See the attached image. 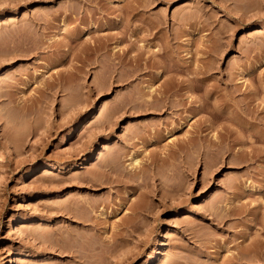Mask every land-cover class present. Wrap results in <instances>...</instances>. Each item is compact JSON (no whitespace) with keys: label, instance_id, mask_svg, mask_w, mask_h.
<instances>
[{"label":"rangeland","instance_id":"374dc122","mask_svg":"<svg viewBox=\"0 0 264 264\" xmlns=\"http://www.w3.org/2000/svg\"><path fill=\"white\" fill-rule=\"evenodd\" d=\"M0 160V264H264V0H0Z\"/></svg>","mask_w":264,"mask_h":264},{"label":"bare ground","instance_id":"6f19581e","mask_svg":"<svg viewBox=\"0 0 264 264\" xmlns=\"http://www.w3.org/2000/svg\"><path fill=\"white\" fill-rule=\"evenodd\" d=\"M74 9H75V8H74ZM74 9H73V10H74ZM73 14H74V13H73ZM73 14H72V15H73ZM69 16H70V14H69ZM69 16H68V14H67V16H63V18L65 17V19H66V17L68 18ZM64 21H65V20H64ZM149 21H150V22H149ZM149 21H148V22H149L150 24H148V28H149L150 30H151V28H153V27H155L156 25H158V24H156V23H151V22H153V21H151V20H149ZM60 22H61V21H60ZM62 22H63V20H62ZM62 22H61V23H62ZM77 24H78V23H77ZM59 25H61V24H59ZM61 27H62V28H61ZM61 27H60V28H61V30H60L61 32H60V33H62V34H64V35H67L68 32H71V30H70V31L67 30L68 28H67L66 26H61ZM65 27H66V28H65ZM156 27H157V26H156ZM156 27H155V28H156ZM155 28H154V29H155ZM121 36H122V35H121ZM154 37H155V36H154ZM105 38H107V37H105ZM73 39H77V38L75 37V38H73ZM103 39H104V38L99 39V40L101 41V40H103ZM122 39H123V38L121 37V40H122ZM78 40H79V38H78ZM78 40H77V41H78ZM167 40H168V38H167ZM72 41H73V40H72ZM97 41H98V40H96V43H97ZM100 41H99V42H100ZM106 41H108V39H107ZM106 41H105V39H104V41H102L104 44H103L102 42H101L102 44L99 43V42H98V43H99V45L101 44V45L103 46V45H106V44H105ZM94 42H95V41H94ZM94 42H92V43L94 44ZM167 42H168V41H167ZM85 43H86V42H84V44H85ZM87 43H89V42H87ZM98 43H97V45H98ZM89 44H91V43H89ZM89 44H87V46H86V44H85V47L82 46V47H83V50H82V47H81V48L79 49V51L82 50V52H83V51H85V50L87 49V50H86V52H87L88 49L90 50L91 48H89V47H90ZM94 45L96 46V44H94ZM99 45H98V46H99ZM101 45H100V46H101ZM98 46H96V47H98ZM91 47H92V46H91ZM84 48H85V50H84ZM92 48H93V47H92ZM99 48H100V47H99ZM91 51H92V49H91ZM156 51H159V50H154L153 53H156ZM86 52H85L84 54H86ZM88 52H89V51H88ZM88 52H87V54H88ZM82 54H83V53H82ZM141 54H143V52H142ZM141 54H140V55H141ZM140 55H139V57H140L139 60H140V59L142 60V56H140ZM152 55H154V54H152ZM152 55H151V58H152V57H155V56H152ZM165 55H166V54H165ZM163 56H164V55H163ZM135 57H136V56H135ZM137 58H138V55H137V57L135 58V60H134V58H133V62L136 63V59H137ZM149 58H150L149 56H148L147 58H146V57L144 58L145 60H146V59H147V60H150L149 62L146 60L149 64H146V63L144 62V63L146 64V67H147V65L149 66V65H152V64H153V66H149V67H154L156 64H157V65L159 64V63H153V62H157L160 58H159L157 61H154V60L149 59ZM153 59H154V58H153ZM137 60H138V59H137ZM139 60H138V61H139ZM141 60H140V61H141ZM152 61H153V62H152ZM161 61H162V58L160 59V62H161ZM151 62H152V64H150ZM158 62H159V61H158ZM157 65H156V66H157ZM149 67H148V68H149ZM144 70H146V69H144ZM164 70H165V68H164ZM168 70H169V69H168ZM162 71H163V70H162ZM161 74H163V73H161ZM158 77H159V72L156 73L155 75H153V78L151 77L150 79H152V80H150V81L157 80ZM173 77H174V76H173ZM159 78H161V75H160ZM170 78H172V77H170ZM174 79H175V78H174ZM174 79H173V80H170V81H168V82H169V83L172 82V81H173V82H176V81H174ZM117 80H118V79H117ZM176 80H177V79H176ZM114 81H115V80H114ZM178 81H179V80H178ZM115 82H117V81H115ZM119 82H120V81H119ZM173 82H172V83H173ZM164 83H166V81H165ZM164 83H162V84H164ZM169 83H168V84H169ZM172 83H170L169 85L171 86ZM179 83H180V82H179ZM173 84H174V83H173ZM181 84H182V83H181ZM160 85H161V84H160ZM175 85H176L177 87H178V86H182V85H180V84L177 85L176 83H175ZM170 86H169V89L171 88L170 90H172L173 88H176V86H175V87H170ZM172 86H173V85H172ZM157 87H158V89L154 88L153 85L149 86V88H148V89H149V93H150V94H153L154 96L159 95L161 98H163L162 101H163V100H168V98H169L170 96L168 97V95L166 94V93H168V92H165L168 88H167V89L163 88V91H161V89H162L161 87H163V86H157ZM188 87H189V89H191V88H190V87H191L190 85H189ZM180 88H181V87H180ZM180 88H179V91H178V92H180ZM176 89H177V88H176ZM181 89H182V88H181ZM170 90H167V91H170ZM177 90H178V89H177ZM177 90H176V92H177ZM170 92H171V91H170ZM172 92H173V91H172ZM178 92H177V93H178ZM178 101H179V100H178ZM166 102H167V101H166ZM145 103H147V102H145ZM148 103H149V102H148ZM163 103H164V102H163ZM150 104H151V103H150ZM170 104H171V103H170ZM172 104H173V103H172ZM172 104H171V105H172ZM181 104H182V101H181ZM147 105H148V104H147ZM176 105H177V104H176ZM143 106H144V105H143ZM149 106H150V105H149ZM165 106H166V103H165ZM165 106H163V107H165ZM246 106L249 107L248 105H246ZM145 107H146V105H145ZM168 107H169V106H168ZM168 107H166V109H167ZM174 107H175V106H174ZM181 107H182V105H181ZM143 108H144V107H143ZM150 108H152V107H149V109H150ZM170 108L172 109L171 106H170ZM149 109L147 108V110H149ZM161 109H163V108H161ZM140 110H142V109L140 108ZM159 110H160V109H159ZM241 110H242V109H241ZM143 111H144V109H143ZM145 111H146V109H145ZM246 113H247V111H246ZM246 113H245V114H246ZM83 127H84V126H83ZM85 128H86V126L84 127V129H85ZM82 129H83V128H82ZM84 129H83V130H84ZM104 147H105V146H103V148H104ZM0 161H1V160H0ZM136 161H137V160H134V163H135V164H138V163H136ZM131 163H132V162H131ZM47 167H48V170H50V171H51V170H58V169H59L58 171H61V170L63 169L62 166H59V165L57 166V165H55V164H53V163L48 164ZM48 170H47V171H48ZM116 182H117V181H116ZM140 207H141V206H140ZM212 208H213V207H212ZM214 208H215V207H214ZM214 208H213V210H214ZM137 209H140V208L137 207ZM135 210H136V209H135ZM142 210H143V209H142ZM213 210H212V212H213ZM133 211H134V210H133ZM133 211H132V212H133ZM137 211H138V210H137ZM137 211H134L133 213H135V212H137ZM210 212H211V211H210ZM227 213H228V212H227ZM227 213H226V214H227ZM211 214H212V213H211ZM215 214H217V213H215ZM215 214L213 213V215H215ZM131 216H135V215H134V214H133V215L131 214ZM215 216H216V215H215ZM225 217H226V216L221 217V218H220V221L223 220ZM228 217H229V214H227V218H228ZM87 218H88V217H87ZM87 218H86V219H87ZM133 219H134V217H133ZM133 219H131V220H133ZM225 219H226V218H225ZM88 220H90V219H87V221H88ZM88 222H89V221H88ZM221 222H222V221H221ZM132 223H133V222H132ZM89 226H90V225H89ZM89 226L86 225V227H84V228H87V227H89ZM87 235H88V234H86L85 236H83V239H82L83 241H82V243H81L80 248H79V246H76V247H75V246H72V248H70V250L68 251V253H69V254L71 253V254H72L71 256H72L73 258L76 257V259L78 258L80 261L83 260V264H93V263H94V260H95V259H94L95 257L92 256L90 253L95 249L96 246L94 247L95 244L93 245V244H91L90 242H93L95 239L92 240L93 237L90 239V237H88ZM90 240H92V241H90ZM73 241H74V240H73ZM80 241H81V239H80ZM80 241H79V242H80ZM254 241L257 242V240H254ZM95 242H96V240L94 241V243H95ZM260 242H261V240H258V243H260ZM254 243H255V242H254ZM254 243H253V241H252V244H251V242H250V243H248L249 245L246 244V246H245V247H247V246L252 247V249H253V250L251 249L252 252H253V254L251 253V250L249 251V252L251 253V255H252L250 258H253V260H255V261H260V262L263 261V262H264V252H263V251H264V250H263L264 248H262V246H261V245L263 244V242H261L262 244L260 243V244H258V245H257V243H255V244H254ZM96 244H98V243H96ZM55 246H58V245L55 244ZM100 246H101V244H100ZM73 247H74V248H73ZM263 247H264V246H263ZM78 248H79V249H78ZM246 249H247V248H246ZM247 250H249V249H247ZM63 252H64V251H63ZM66 252H67V251H66ZM240 255H241V254H240ZM243 255H244V254H243ZM240 258H243V257L240 256L239 259H240ZM246 258H247V257H246ZM250 258H249V260H250ZM78 259H77V260H78ZM244 259H245V258H244ZM237 260H238V259H237ZM245 260H247V259H245ZM249 260H248V261H249ZM238 261H239V260H238ZM241 261H242V260H241ZM243 261H244V260H243ZM248 261H247V262H248ZM255 261H254V262H255ZM239 262H240V261H239ZM252 262H253V261H252ZM94 264H95V263H94ZM233 264H236V263H233Z\"/></svg>","mask_w":264,"mask_h":264}]
</instances>
